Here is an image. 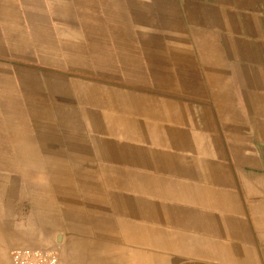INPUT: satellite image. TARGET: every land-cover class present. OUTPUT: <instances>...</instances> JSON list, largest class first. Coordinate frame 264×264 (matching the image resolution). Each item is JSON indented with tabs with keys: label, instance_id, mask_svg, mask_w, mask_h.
<instances>
[{
	"label": "crops",
	"instance_id": "crops-1",
	"mask_svg": "<svg viewBox=\"0 0 264 264\" xmlns=\"http://www.w3.org/2000/svg\"><path fill=\"white\" fill-rule=\"evenodd\" d=\"M0 183L25 246L110 208L180 260L264 264V0H0Z\"/></svg>",
	"mask_w": 264,
	"mask_h": 264
},
{
	"label": "rangeland",
	"instance_id": "rangeland-1",
	"mask_svg": "<svg viewBox=\"0 0 264 264\" xmlns=\"http://www.w3.org/2000/svg\"><path fill=\"white\" fill-rule=\"evenodd\" d=\"M164 41L163 38L156 39L157 56L163 55ZM117 42L120 49L126 47L127 40H124V44L120 39ZM171 43L173 51L187 46V41L181 44L180 40H172ZM113 58L120 62L122 56L117 53ZM112 62V65L116 66L115 61ZM111 72L118 76V70ZM17 195V185L11 184V189H6L4 183H0V264H10L12 249L29 245L20 242L19 238L25 232H19L13 221L14 217H20V208L17 207L19 204H16L15 199ZM94 211L92 208L91 217L94 223L91 230L76 229L73 224L66 223L64 215L44 214L43 229L28 232L29 236L39 239V244L31 247L53 248L65 264H193L180 260L178 254L164 252L153 245L155 241L162 239L163 235V230L156 229L157 226L141 225V240L133 242L131 232H126L125 227L116 222L110 208L108 216L102 218ZM52 223L60 224L63 229L54 230ZM58 236H61L59 241Z\"/></svg>",
	"mask_w": 264,
	"mask_h": 264
},
{
	"label": "built area",
	"instance_id": "built-area-1",
	"mask_svg": "<svg viewBox=\"0 0 264 264\" xmlns=\"http://www.w3.org/2000/svg\"><path fill=\"white\" fill-rule=\"evenodd\" d=\"M10 264H65L53 248L23 246L10 252Z\"/></svg>",
	"mask_w": 264,
	"mask_h": 264
},
{
	"label": "water",
	"instance_id": "water-1",
	"mask_svg": "<svg viewBox=\"0 0 264 264\" xmlns=\"http://www.w3.org/2000/svg\"><path fill=\"white\" fill-rule=\"evenodd\" d=\"M61 236H58V241L60 240Z\"/></svg>",
	"mask_w": 264,
	"mask_h": 264
}]
</instances>
